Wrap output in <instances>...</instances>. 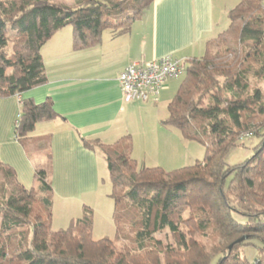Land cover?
I'll return each mask as SVG.
<instances>
[{
	"label": "trees",
	"instance_id": "1",
	"mask_svg": "<svg viewBox=\"0 0 264 264\" xmlns=\"http://www.w3.org/2000/svg\"><path fill=\"white\" fill-rule=\"evenodd\" d=\"M154 1L0 0V96L46 82L41 48L60 29L70 26L73 49H86L105 30L127 33ZM227 18L214 48L186 61L160 122L200 143L202 160L171 170L138 166L129 136L114 144L82 140L106 163L113 239L92 237L90 207L52 228L50 136L30 134L59 114L50 99L20 101L14 137L37 160V185L24 187L0 165V264H264V93L252 84L264 82V0H240ZM245 136L258 139L252 155L228 165L226 155ZM164 230L172 242L155 238Z\"/></svg>",
	"mask_w": 264,
	"mask_h": 264
},
{
	"label": "crops",
	"instance_id": "2",
	"mask_svg": "<svg viewBox=\"0 0 264 264\" xmlns=\"http://www.w3.org/2000/svg\"><path fill=\"white\" fill-rule=\"evenodd\" d=\"M239 2L156 0L127 33L105 30L98 44L82 50L73 49L71 29L64 27L41 48L46 82L19 96H0V165L11 167L26 188L37 185V160L14 137L20 101L50 99L59 114L37 122L30 134L50 136L53 229L65 228L82 215L84 207L93 211L94 239L108 237L114 227L105 160L97 150L84 147L83 139L114 144L129 136L138 166L171 170L192 164L190 140L177 128L160 123L167 112L161 110L159 97L167 106L177 81L168 79L156 100L124 102L118 75L132 62L165 55L184 61L202 56L210 41L228 27L227 13Z\"/></svg>",
	"mask_w": 264,
	"mask_h": 264
},
{
	"label": "built area",
	"instance_id": "3",
	"mask_svg": "<svg viewBox=\"0 0 264 264\" xmlns=\"http://www.w3.org/2000/svg\"><path fill=\"white\" fill-rule=\"evenodd\" d=\"M186 61L165 55L147 62H132L118 75V82L124 102L156 100L158 92L168 79L185 72ZM18 116L14 126L18 123Z\"/></svg>",
	"mask_w": 264,
	"mask_h": 264
},
{
	"label": "rangeland",
	"instance_id": "4",
	"mask_svg": "<svg viewBox=\"0 0 264 264\" xmlns=\"http://www.w3.org/2000/svg\"><path fill=\"white\" fill-rule=\"evenodd\" d=\"M51 1L56 2V3H59V4H72L73 3V0H51ZM66 29H70V26H67ZM214 44H215V39L212 40V41H210V44L208 45V47L213 49L214 48ZM185 75L186 74L183 72L181 75L173 78V79H175L174 80L175 82L177 81V84L178 85H177V87H175V88L173 87L171 89V91H170L171 94L169 95L170 96V99L176 93V91H177L180 83L182 82V80H184ZM252 84L253 85L260 86L261 89H262V91H263V93H264V82L252 80ZM161 97H162V95H160V97H159L160 98L159 99V102L161 104H163V107H161V110H163V111L166 110V112H167L166 102H163L164 100L162 101ZM257 142H258V139H257L256 136H245L242 139H240L239 140V144L237 146L233 147L228 152V154L226 155V159H225L226 160V163L228 165H234V164H237L239 162H242L244 159H246L247 157H249L250 155H252L253 147L255 146V144ZM190 143H192V144H190V148L191 149L188 148V151L191 152L190 154H191V156L193 158L192 159L193 161H191V162L193 164L196 160H202L203 159V156H204V147L200 143H198L196 141L190 140ZM34 153H35L34 155L37 158H40L42 166L47 167L48 166L47 165V160L44 157L41 156L42 153L39 152V151H35ZM104 178H106V176H104ZM106 183H107V181H104L103 182V185H102L103 188L106 185ZM186 215H187V213H184V216H186ZM101 221L104 222V219H101ZM110 231H111V233H108ZM108 232H107L108 237H110V238L113 239L114 238V234H115L114 227L111 228V230H109ZM155 238L161 239L165 243L166 242H168V243L172 242V239L169 236V234H167V231L166 230H164L160 234L159 233L158 234H155ZM197 238L201 242H204V243L207 242L206 238H204V237H197ZM207 244L209 245L210 244V241H208Z\"/></svg>",
	"mask_w": 264,
	"mask_h": 264
},
{
	"label": "water",
	"instance_id": "5",
	"mask_svg": "<svg viewBox=\"0 0 264 264\" xmlns=\"http://www.w3.org/2000/svg\"><path fill=\"white\" fill-rule=\"evenodd\" d=\"M229 248H231V245L229 246Z\"/></svg>",
	"mask_w": 264,
	"mask_h": 264
}]
</instances>
